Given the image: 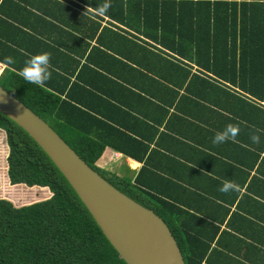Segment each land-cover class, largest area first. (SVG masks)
<instances>
[{
	"label": "trees",
	"instance_id": "obj_1",
	"mask_svg": "<svg viewBox=\"0 0 264 264\" xmlns=\"http://www.w3.org/2000/svg\"><path fill=\"white\" fill-rule=\"evenodd\" d=\"M103 3L0 0V86L159 215L185 264H264V0H111L107 14L94 15ZM42 52L51 53L52 77L37 87L19 71ZM66 59L71 71L58 64ZM230 123L240 125L238 142L213 144ZM0 130L8 147L0 264H126L48 156L1 112ZM175 134L194 155L181 165L204 189L169 172L167 145H150H178ZM106 148L141 166L130 176L109 169ZM223 180L240 191H214ZM15 186L49 196L15 204Z\"/></svg>",
	"mask_w": 264,
	"mask_h": 264
},
{
	"label": "water",
	"instance_id": "obj_2",
	"mask_svg": "<svg viewBox=\"0 0 264 264\" xmlns=\"http://www.w3.org/2000/svg\"><path fill=\"white\" fill-rule=\"evenodd\" d=\"M0 112L48 156L126 264H185L172 232L159 215L113 186L46 121L1 86Z\"/></svg>",
	"mask_w": 264,
	"mask_h": 264
},
{
	"label": "clouds",
	"instance_id": "obj_3",
	"mask_svg": "<svg viewBox=\"0 0 264 264\" xmlns=\"http://www.w3.org/2000/svg\"><path fill=\"white\" fill-rule=\"evenodd\" d=\"M111 7V0H104V3L96 6L94 15L103 16L107 14L108 9ZM88 7L84 14L89 11ZM4 63L8 65H14L15 59L11 56L4 58ZM20 77L28 84L35 85L37 87H44L52 77V65H51V53L42 52L34 55H30L28 59L24 61V66L19 71ZM258 131V130H257ZM254 131L251 135L253 143L258 144L260 142V136ZM240 133L239 124H228L222 131H218L214 138L213 144L219 145L225 142L231 141L237 143V137ZM222 187L219 189L222 193L239 192L240 186L232 180H223Z\"/></svg>",
	"mask_w": 264,
	"mask_h": 264
},
{
	"label": "crops",
	"instance_id": "obj_4",
	"mask_svg": "<svg viewBox=\"0 0 264 264\" xmlns=\"http://www.w3.org/2000/svg\"><path fill=\"white\" fill-rule=\"evenodd\" d=\"M80 61H81V63L84 62V58H82ZM60 62L64 68H67L66 70H68V71H71V69H73V67H75V61L74 60H71V59H68V60L66 59L63 61L60 60V61H58L59 65H60ZM1 64L4 66V68L6 67L5 64H3V63H1ZM56 68L57 67L55 66V69ZM63 71H65V70H63ZM75 72H76V69H75ZM74 76H75V73L72 74V76H70V78L73 79ZM161 128L164 129L163 125ZM177 128L181 131L180 126ZM176 135L178 136L179 134H175V136ZM178 137L181 139L180 140L181 143H178V145H175L173 139L171 140L169 138H167V140L165 142L164 141L161 142L160 140H158V138H156L157 140L155 139L152 142H150V145H151V147H154L156 145V143H162L163 145L164 144L167 145V146H165L166 149H163L161 147V150L164 153H166V155H168V157L164 160H167L166 161L167 162L166 168L169 170V172L172 174H176L177 177L181 178L180 183H187L190 181V182L194 183L197 187H199V188L202 187V189H204L205 183L200 182L202 177L199 174H193V175L190 174L188 169H186V167L184 165H181V163L186 162L185 157L188 154H190L191 158H194V155H191V153H190L191 150L188 148L187 145L186 146L184 145L185 141H187V140H185V138L182 136H178ZM100 159L107 161V164L112 163V161H118L119 162L121 160L122 161L121 162L122 166H120L122 168L121 170H122L124 175H128V176L132 175L133 171L136 172L139 169V167L141 166L140 162H138V161H136L130 157L123 156L119 152H114V151L110 150L109 148H106L103 151ZM133 164H135V167L132 166ZM127 168H128V170H127ZM220 188H221V185H219V184L214 185L213 190L215 189L214 191H217V193H218V192H220L219 191ZM191 189L194 190V189H196V187H191ZM196 190H198V189H196ZM231 209H234V205L231 206ZM226 220L227 219H224L222 224L220 225L221 229L226 228ZM260 220L261 219H259V220L257 219V221H260ZM233 225H234V227L237 226L235 224V222L233 223Z\"/></svg>",
	"mask_w": 264,
	"mask_h": 264
},
{
	"label": "rangeland",
	"instance_id": "obj_5",
	"mask_svg": "<svg viewBox=\"0 0 264 264\" xmlns=\"http://www.w3.org/2000/svg\"><path fill=\"white\" fill-rule=\"evenodd\" d=\"M7 154H8V147H7L6 142H5L4 132L2 130H0V166L3 163L5 165H7V162H6ZM103 162L106 164L104 166H107L109 169L114 170L117 173L123 174V172L121 170L122 168L120 167V166H122L121 160L119 161L120 163L118 161H112V163L107 164V161H104V160H103ZM9 184H10V182H9ZM13 189H14V194H15L14 198L16 200L15 204H19V205L23 204V203H28V202L30 203L32 201H36L39 199H44V198H47L49 196V194L42 196L41 195L42 191L38 190V189H34L32 191V190H28V189H23L22 187H19V186H15V187H13ZM0 197H4V196L0 194Z\"/></svg>",
	"mask_w": 264,
	"mask_h": 264
},
{
	"label": "built area",
	"instance_id": "obj_6",
	"mask_svg": "<svg viewBox=\"0 0 264 264\" xmlns=\"http://www.w3.org/2000/svg\"><path fill=\"white\" fill-rule=\"evenodd\" d=\"M3 70H4V66L0 63V74L2 73Z\"/></svg>",
	"mask_w": 264,
	"mask_h": 264
}]
</instances>
